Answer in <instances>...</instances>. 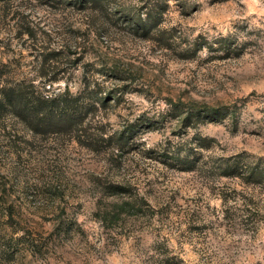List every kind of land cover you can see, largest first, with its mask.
Here are the masks:
<instances>
[{
	"label": "rangeland",
	"instance_id": "rangeland-1",
	"mask_svg": "<svg viewBox=\"0 0 264 264\" xmlns=\"http://www.w3.org/2000/svg\"><path fill=\"white\" fill-rule=\"evenodd\" d=\"M58 64L132 85L72 132L0 114V264H264V0L0 1L2 79Z\"/></svg>",
	"mask_w": 264,
	"mask_h": 264
},
{
	"label": "trees",
	"instance_id": "trees-1",
	"mask_svg": "<svg viewBox=\"0 0 264 264\" xmlns=\"http://www.w3.org/2000/svg\"><path fill=\"white\" fill-rule=\"evenodd\" d=\"M6 1V0H0ZM84 5L100 0H78ZM18 29L21 35L27 34L28 39L37 35L38 30L31 21L23 20L18 22ZM48 47H40L39 50L45 55L46 61L54 60L58 48L48 50ZM49 51V52H48ZM69 55V52H68ZM48 64H43L45 67ZM50 72L37 71L32 78H22L18 81L3 80L0 73V114L11 109L28 126L35 130H62L72 132L78 125L85 124L89 115H95L101 107L108 106L112 100L124 98L125 89L132 85L131 82L117 84L118 90H103L96 87V82L86 80L81 83L78 89H73L70 83L56 85L58 74L67 72L70 67L64 69L58 65L49 66ZM111 74L122 75L120 68L111 67L107 70ZM50 73L53 77H49ZM38 76L41 79H38ZM44 77V78H42Z\"/></svg>",
	"mask_w": 264,
	"mask_h": 264
}]
</instances>
